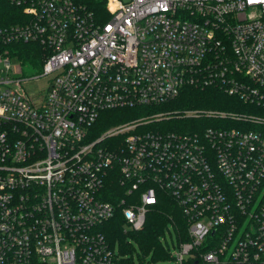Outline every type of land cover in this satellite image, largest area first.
I'll return each mask as SVG.
<instances>
[{
  "label": "built area",
  "instance_id": "1",
  "mask_svg": "<svg viewBox=\"0 0 264 264\" xmlns=\"http://www.w3.org/2000/svg\"><path fill=\"white\" fill-rule=\"evenodd\" d=\"M11 1L24 18L0 27V264H157L101 228L120 211L125 232L141 230L160 191L181 206L187 236L168 229L167 264H264V0H100L107 20L86 0ZM15 41L46 49L39 99L11 62ZM209 84L253 112L184 116L240 127H210L206 139L138 130L159 112L91 137L103 110ZM114 180L118 203L106 198Z\"/></svg>",
  "mask_w": 264,
  "mask_h": 264
},
{
  "label": "trees",
  "instance_id": "2",
  "mask_svg": "<svg viewBox=\"0 0 264 264\" xmlns=\"http://www.w3.org/2000/svg\"><path fill=\"white\" fill-rule=\"evenodd\" d=\"M92 6L96 13L107 20L108 12L104 3L100 0H86ZM24 15L20 6L11 0H0V27L9 26L23 20ZM6 48L16 54L22 63L32 64L37 68L42 67L46 57V49L38 42L15 41L10 43ZM189 109L204 110H221L227 113L253 112L252 108L247 105L239 96L226 93L221 85L209 84L206 87H196L187 85L184 87L178 97L171 101L154 106L139 107H118L106 109L99 113L98 118L90 127L91 137L97 138L108 127L123 123L139 117L163 113L164 116L158 120H151L148 123L139 126V131H190L200 133L203 139H206L204 132L210 127H220L221 124L240 127V122L235 118L228 116L229 120L211 116L200 115L199 117H185L184 111ZM106 144L121 141L120 138H108ZM124 190L118 183L110 181L107 188L106 198L118 203L123 197ZM159 202L152 207L146 215L144 227L138 231H124L123 218L118 211L115 217L106 221L102 230L112 243L117 244L121 251H134L140 249L142 255L146 256L148 262H159L169 259L168 249L164 246L161 236L169 224H180L181 233L185 239L186 230L184 216L181 206L166 191H160ZM136 243V244H135ZM142 257V256H140Z\"/></svg>",
  "mask_w": 264,
  "mask_h": 264
},
{
  "label": "rangeland",
  "instance_id": "3",
  "mask_svg": "<svg viewBox=\"0 0 264 264\" xmlns=\"http://www.w3.org/2000/svg\"><path fill=\"white\" fill-rule=\"evenodd\" d=\"M1 58L2 57L0 56V59ZM10 59H11L12 64L15 65L16 67L19 64L22 66V73L19 75L24 77V78H28L26 83H24V88H25V92H26L27 96H29L33 100H36V99L43 97L46 94V89H47L48 84H49L50 76L42 75V71H43L42 67L37 68L36 66H33L32 64H28L25 62L22 63V61H19V59L16 57H13ZM0 65H1V63H0ZM39 75H40V77L38 79H30L31 77H35V76H39ZM168 229L170 230L171 233H174L173 225L169 224V226L167 227V229L165 231V234H163L161 236V240H162L164 235H169ZM139 251H140L139 248H136V250H134V252H136V253ZM148 261H150V259ZM134 262H135V264H139V260H138L137 255L134 258ZM167 262H168V260H162V261H159L157 264H167Z\"/></svg>",
  "mask_w": 264,
  "mask_h": 264
}]
</instances>
